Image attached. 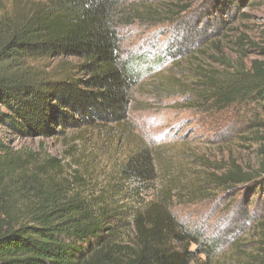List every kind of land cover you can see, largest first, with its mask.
Returning a JSON list of instances; mask_svg holds the SVG:
<instances>
[{
	"label": "trees",
	"instance_id": "1",
	"mask_svg": "<svg viewBox=\"0 0 264 264\" xmlns=\"http://www.w3.org/2000/svg\"><path fill=\"white\" fill-rule=\"evenodd\" d=\"M198 1L162 16L160 6L125 8L121 0H0V264H187L198 253L208 256L218 249L219 242L204 230L172 213L174 183L127 219L103 199L71 187L59 176L60 160L42 143L38 150L15 148L4 132L12 131V141L42 140L64 135L65 128L124 124L132 89L143 71L161 60L124 57L118 28L135 20L172 23ZM200 1L204 9L179 30L195 50L222 36L249 0ZM257 49L264 56V44ZM168 51L174 60L177 50ZM45 57H59L61 63L45 71L34 63ZM224 59L225 67L200 75L197 96L218 110L251 101L264 112V59ZM257 125L264 127V121ZM260 147L257 167L231 163L220 174L207 173L200 188L230 192L241 185L252 194L263 188ZM154 161L148 146H139L124 161L120 174L133 180L135 199L142 201L140 191L156 181ZM129 228L132 238L124 241ZM239 264H264V257L257 253Z\"/></svg>",
	"mask_w": 264,
	"mask_h": 264
},
{
	"label": "rangeland",
	"instance_id": "2",
	"mask_svg": "<svg viewBox=\"0 0 264 264\" xmlns=\"http://www.w3.org/2000/svg\"><path fill=\"white\" fill-rule=\"evenodd\" d=\"M199 2L192 3L190 10L172 23L135 20L118 28L124 57L145 55L148 61L153 56L161 60L153 61L156 66L143 71L132 89L124 124L61 128L64 135L42 140L18 137L12 141L9 133L12 131L5 129V140L15 148L34 150L42 143L48 153L60 160L59 176L70 182L71 187L103 199L127 219L132 210L161 196L162 189L174 183L169 202L172 213L219 242L216 251L208 256L198 253L187 264H239L257 253L264 257V187L252 194L250 188L241 185L230 192L200 186L207 173L220 174L231 163L244 169L257 167L260 146L264 145V127L257 124L264 121V112L251 101L218 110L203 103L197 92L203 71L225 67L224 58L230 62L239 58L246 62L256 57L264 59L257 49L264 44V0H249L222 36L195 50L184 43L179 30L181 23L192 21L196 10L204 9ZM121 3L125 8L160 6L162 16L191 4L190 0H121ZM187 47L189 54L184 51ZM168 49L177 50L174 60L167 56ZM34 63L40 69L52 71L61 59L45 57ZM139 146H148L153 151L157 170L156 181L140 191L142 201L133 196V180L120 174L127 156ZM123 188L128 194L125 197ZM131 238L129 228L122 240ZM188 248L194 250L195 245Z\"/></svg>",
	"mask_w": 264,
	"mask_h": 264
}]
</instances>
